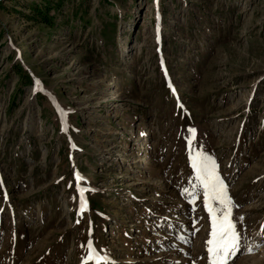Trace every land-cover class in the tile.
Returning <instances> with one entry per match:
<instances>
[{
  "label": "rangeland",
  "instance_id": "obj_1",
  "mask_svg": "<svg viewBox=\"0 0 264 264\" xmlns=\"http://www.w3.org/2000/svg\"><path fill=\"white\" fill-rule=\"evenodd\" d=\"M190 152L264 264V0H0V264H208Z\"/></svg>",
  "mask_w": 264,
  "mask_h": 264
},
{
  "label": "snow or ice",
  "instance_id": "obj_2",
  "mask_svg": "<svg viewBox=\"0 0 264 264\" xmlns=\"http://www.w3.org/2000/svg\"><path fill=\"white\" fill-rule=\"evenodd\" d=\"M194 131L189 129L190 133ZM188 159L196 183L192 185L191 191L185 188L181 194L186 195L188 203L192 204L198 196L197 189H202L203 206L211 223L209 239L206 241L208 264H228L229 258L235 256L240 249L241 236L231 219L234 204L228 195L227 185L218 173V165L214 158L204 152H190ZM77 179H80L79 176ZM78 191L81 193L80 208L83 211L86 204L83 198L85 190L78 188ZM87 247L88 258L83 264H88L90 260H94L95 264H114L109 257L97 255L91 241ZM247 251L251 254L253 249L249 247Z\"/></svg>",
  "mask_w": 264,
  "mask_h": 264
},
{
  "label": "trees",
  "instance_id": "obj_3",
  "mask_svg": "<svg viewBox=\"0 0 264 264\" xmlns=\"http://www.w3.org/2000/svg\"><path fill=\"white\" fill-rule=\"evenodd\" d=\"M45 19L44 20H47V18L46 17H44Z\"/></svg>",
  "mask_w": 264,
  "mask_h": 264
},
{
  "label": "bare ground",
  "instance_id": "obj_4",
  "mask_svg": "<svg viewBox=\"0 0 264 264\" xmlns=\"http://www.w3.org/2000/svg\"><path fill=\"white\" fill-rule=\"evenodd\" d=\"M256 245V244H255ZM93 262L95 263V261L93 260Z\"/></svg>",
  "mask_w": 264,
  "mask_h": 264
}]
</instances>
